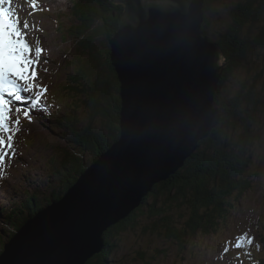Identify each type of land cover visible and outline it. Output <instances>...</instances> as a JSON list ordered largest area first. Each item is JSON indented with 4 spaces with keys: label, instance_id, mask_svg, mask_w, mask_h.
I'll return each mask as SVG.
<instances>
[{
    "label": "water",
    "instance_id": "95a60500",
    "mask_svg": "<svg viewBox=\"0 0 264 264\" xmlns=\"http://www.w3.org/2000/svg\"><path fill=\"white\" fill-rule=\"evenodd\" d=\"M124 5L110 40L121 84L120 138L17 232L0 264H85L104 233L183 167L221 121L214 99L224 69L204 36L205 0H113Z\"/></svg>",
    "mask_w": 264,
    "mask_h": 264
},
{
    "label": "trees",
    "instance_id": "16d2710c",
    "mask_svg": "<svg viewBox=\"0 0 264 264\" xmlns=\"http://www.w3.org/2000/svg\"><path fill=\"white\" fill-rule=\"evenodd\" d=\"M72 2V16L78 20L80 27L71 29L69 36L79 41L80 56L73 62L77 72L71 78L68 89L74 100L72 105L77 109L78 98H86L83 107L89 109V118L87 124L82 123L80 128L72 119L65 126L60 123L69 146L64 160L59 156L62 163L56 171L63 180L62 191L48 199L46 197V205L61 200L86 167L99 159L121 134L119 80L111 63L109 40L119 30V19L125 7L113 0ZM230 3L225 18L215 6L218 0H205L202 27L204 36L217 43L222 50L224 70L214 99L215 107L222 113L221 121L208 137L199 142V147L178 172L156 184L135 211L108 228L104 233L106 249L95 255L89 264H109L116 250L113 241L118 243L122 241L121 236L137 231H141L143 236L155 231L160 237L181 243L184 237L215 235L222 227L221 221L231 211L233 199L251 189L253 182L247 174H256V161L264 142L254 128L264 116L263 74H258L255 79L253 74L247 76L236 95L230 92L224 95L222 88L235 73L249 71L250 62L257 63V59L252 58L254 53L258 54V64L262 63L260 66L264 69V0H241L236 3L230 0ZM97 22L101 23L100 31L95 28ZM213 25L221 26L222 33L212 30ZM99 32L104 36V50L96 52L95 41ZM104 73L110 77L107 81ZM99 75L107 85L105 88L98 89L89 84V80ZM257 82L262 86L260 90L254 88ZM99 119L103 122L101 125L97 124ZM88 153L90 155L84 161L83 156ZM37 203L36 196L27 191L21 203L13 201L9 208L2 209L1 215L9 222L26 210L24 219L16 225L10 237L44 208ZM0 241L1 255L4 245L1 238ZM181 243L180 247H183ZM250 260L252 264H264V261L254 257Z\"/></svg>",
    "mask_w": 264,
    "mask_h": 264
},
{
    "label": "rangeland",
    "instance_id": "374dc122",
    "mask_svg": "<svg viewBox=\"0 0 264 264\" xmlns=\"http://www.w3.org/2000/svg\"><path fill=\"white\" fill-rule=\"evenodd\" d=\"M72 1L74 0H12L13 10L19 16L21 29L26 32L25 39L32 46L33 52L37 48L42 51L38 63L35 65V78L30 81L31 91L21 92V96L26 100L14 101L5 96V99L12 100L10 104L11 121L14 122L19 117V124L10 125L13 127L12 148L3 150L6 154L2 155V164H0V238L4 245L2 254L6 244L10 243L12 237L14 238L17 234L10 237V233L24 219L26 212L23 210L9 222L1 215L2 209L9 208L13 201L21 203L27 191L36 196L37 204L45 207L47 206L46 197L48 199L54 193L62 191L63 180L56 174V171L64 160V156L67 155L69 146L60 121L62 122L65 119L63 117L68 115L67 118L74 120L76 126L80 128L82 123H84L82 125L87 124V118H89V109L83 107L85 97L78 98L80 100L77 101L78 109L74 110L76 107H70L74 100L69 95L68 87L71 85V78L77 72V67L73 62L80 56L77 46L79 41L69 36L71 29L80 27L78 20L72 16ZM233 1L236 3L241 0ZM229 5H231L230 0H218V4L215 6L220 15L226 18ZM25 22L28 24L26 30L23 28ZM203 24L204 22L202 27ZM95 28L100 31L101 23L97 22ZM211 29L218 33H222L223 30L219 25H213ZM98 34L94 50L96 52L104 50L102 44L104 36L100 32ZM252 58H256L257 63L250 62L249 71L241 70L239 74L235 73L229 83L222 88L224 95L229 92L231 95H236L241 90L242 83L245 82L243 80L252 74L253 79L258 74H263L264 82V69L263 66H260L262 63L258 64V54L254 53ZM222 67L224 68L223 65ZM108 78L110 77L107 73H104V79L107 81ZM102 79V75L96 76L89 80V84L97 86L98 89L105 88L107 85ZM19 83L24 85L23 81ZM256 84L255 90H260L261 84L259 82ZM80 87L82 89V86ZM119 95L122 110L120 82ZM37 97H39V103L34 104ZM262 97L264 98V91ZM53 115L55 116L51 118ZM262 115H264V107ZM101 122V119L97 120V124L101 125ZM254 128L264 140V116L254 125ZM4 138L7 144V135ZM259 154L260 157L256 161V174H247L249 179L253 180H251L253 182L251 189L247 190L243 196L233 199L231 211L221 221L222 227L217 234L184 237L183 243L176 240L175 242L171 241L167 237H160L155 234V231L144 236L141 231L125 234L121 236L122 241H118V243L113 241L116 250L111 256L110 263L252 264L251 257L264 261V142ZM89 155L88 153L83 156L84 161ZM59 156L62 157V160ZM68 191L69 189L64 192L63 197ZM22 227L23 225L17 232ZM179 242L183 247H180ZM238 242L241 243V247H236ZM92 258L85 264H89Z\"/></svg>",
    "mask_w": 264,
    "mask_h": 264
},
{
    "label": "snow or ice",
    "instance_id": "6c2138e0",
    "mask_svg": "<svg viewBox=\"0 0 264 264\" xmlns=\"http://www.w3.org/2000/svg\"><path fill=\"white\" fill-rule=\"evenodd\" d=\"M11 4L12 0H0V164L2 155L6 154L3 150L12 148L13 127L10 125L19 124V117L16 121H11L10 104L12 100H26L21 96V92L31 91L30 81L35 78V65L42 51L37 48L33 52L32 46L25 39L26 32L21 29L19 16ZM23 28L28 29L27 22ZM20 81H23L24 85H21ZM5 96L12 100L5 99ZM38 103L39 97L34 104ZM241 246L239 242L236 244V247Z\"/></svg>",
    "mask_w": 264,
    "mask_h": 264
},
{
    "label": "bare ground",
    "instance_id": "6f19581e",
    "mask_svg": "<svg viewBox=\"0 0 264 264\" xmlns=\"http://www.w3.org/2000/svg\"><path fill=\"white\" fill-rule=\"evenodd\" d=\"M11 7L13 8V2H12V4H11ZM104 235V234H103ZM12 239H13V237H12ZM8 244H9V242H8Z\"/></svg>",
    "mask_w": 264,
    "mask_h": 264
}]
</instances>
